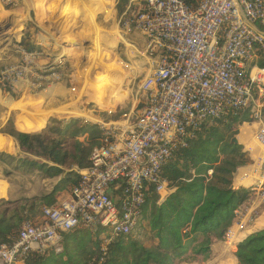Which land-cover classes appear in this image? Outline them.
<instances>
[{
  "label": "built area",
  "instance_id": "obj_1",
  "mask_svg": "<svg viewBox=\"0 0 264 264\" xmlns=\"http://www.w3.org/2000/svg\"><path fill=\"white\" fill-rule=\"evenodd\" d=\"M124 11L130 14H122L123 28L141 35L149 67L141 108L98 124L100 145L87 167H75L70 195L0 244V264H25L31 251L73 229L105 227L108 240L130 233L147 191L152 187L159 200L170 192L161 168L194 130L250 105L253 122L260 120L254 109L264 95V66L246 64L264 60V34L248 24L264 26V0H127ZM47 71L55 77L53 67ZM255 139L261 154L250 188L264 198V123Z\"/></svg>",
  "mask_w": 264,
  "mask_h": 264
},
{
  "label": "trees",
  "instance_id": "obj_2",
  "mask_svg": "<svg viewBox=\"0 0 264 264\" xmlns=\"http://www.w3.org/2000/svg\"><path fill=\"white\" fill-rule=\"evenodd\" d=\"M258 27L264 31L263 25ZM251 108L231 109L186 138V145L177 148L161 168L170 192L159 200L152 187L147 191L130 233L108 240L105 227L62 232L56 244L31 251L25 264H175L182 258L206 259L214 240L227 239L235 211L253 192L250 187L230 188L236 170L251 163L242 145L230 143L239 126L253 122ZM78 122L56 120V126L37 134L31 125L19 127L22 131L2 129L21 152L19 158L0 153L1 164H17L13 171H3L4 175L59 177L55 188L75 177L68 188L71 192L78 174L70 169L87 167L101 139L97 125L78 127ZM55 188L39 197L0 198V244L11 243L23 222L35 221L43 207L57 203ZM234 255L238 264H264V229L238 242Z\"/></svg>",
  "mask_w": 264,
  "mask_h": 264
},
{
  "label": "rangeland",
  "instance_id": "obj_3",
  "mask_svg": "<svg viewBox=\"0 0 264 264\" xmlns=\"http://www.w3.org/2000/svg\"><path fill=\"white\" fill-rule=\"evenodd\" d=\"M126 4L127 0H0L3 19L10 23L0 35L2 120L10 118L18 129L34 126L32 133L37 134L56 126V120L77 119L78 127L84 123L98 127L101 121L108 122L121 114L134 115L140 110V85L149 67L141 35L123 28L121 16L124 12L130 14L124 11ZM72 27L80 31L79 36L70 35ZM61 42L64 46H60ZM49 67H53L55 77L48 73ZM58 108L77 110L79 115H44ZM8 127L12 125L3 129ZM75 167L70 170L77 173ZM8 170L14 168L0 163V192L4 195L8 185L14 186L16 192L44 193L59 181V177L42 180L37 175H4L3 171ZM74 179L61 183L54 193L66 191ZM30 196L32 193H22L20 197ZM108 230L105 228L104 234ZM233 235L231 231L230 243L227 242L231 256Z\"/></svg>",
  "mask_w": 264,
  "mask_h": 264
},
{
  "label": "crops",
  "instance_id": "obj_4",
  "mask_svg": "<svg viewBox=\"0 0 264 264\" xmlns=\"http://www.w3.org/2000/svg\"><path fill=\"white\" fill-rule=\"evenodd\" d=\"M79 32L80 31H77V32L72 31L70 32V35L75 34L79 36ZM261 62L264 63V60L261 57H259L255 59L254 61L247 63L246 64L247 69H249L250 67L254 65L261 67L262 66ZM255 101H256V108L254 110H258L260 112V120L257 122L243 123L241 126L238 127V133L236 134L239 144L242 145L243 151H245L248 154L251 160V163L245 166L239 167L236 170V172L233 175V179H232V184H234L235 187L237 186L251 187L252 184L257 182V178H258L254 171L258 165L259 157L261 154V147L259 146V144L257 143L255 139V134H256V131L259 125L261 123H264V95L261 96L260 98L256 97ZM58 109L59 110L56 109L55 111L56 112L58 111L57 113L61 112L62 114H72L73 112L77 111V110H74L72 112H67L63 109H60V108ZM50 111H54V110H50ZM49 113L46 112L44 115H47V114L51 115ZM10 124L16 130H20L17 128L15 122L11 123L10 118L3 121L2 115L0 114V130H2L5 126H10ZM0 153H5V154H8L14 157H18V158L21 157V152L19 150V147L15 139L1 132H0ZM4 166L8 168L7 165L4 164ZM11 166L14 168L17 166V164L12 163ZM24 178H27V177H24ZM41 179L44 180V178H41ZM54 188L55 186L52 187L51 190H48L44 193H35L36 192L35 190H33V192H30V191L25 192L21 190L19 192L18 191L16 192V190L14 189V186L8 185V187L5 188L4 190L5 195L3 194L4 196L0 198L10 200L8 199L10 198L9 196L11 195L21 196L22 193H32L34 194L32 195L33 197L34 196L39 197L41 195L50 193ZM55 195L57 196L56 200L58 202L61 199L67 198L70 195V191L69 189H67L66 191H63ZM20 196L18 198H21ZM41 219L42 217L39 214L35 218V221H40ZM249 222H252V223L248 225ZM263 229H264V199L259 197L258 192L253 191L250 198L247 199L235 211L234 222L229 228V231L234 232V235H233L234 237H232V243L234 244V247L231 248L232 256L228 254L230 251V248H229V245L227 244L228 242V235H227L226 240H214L210 244V251L206 259L201 258V257H198V259L196 260H188V258L187 259L182 258L178 260L175 264H209V263L210 264H238L237 259L234 255L235 245L237 244L236 241L240 242L243 239H245L247 236L253 233H256L260 230H263Z\"/></svg>",
  "mask_w": 264,
  "mask_h": 264
},
{
  "label": "water",
  "instance_id": "obj_5",
  "mask_svg": "<svg viewBox=\"0 0 264 264\" xmlns=\"http://www.w3.org/2000/svg\"><path fill=\"white\" fill-rule=\"evenodd\" d=\"M9 24H10V23H9L8 19H3V20L0 22V35H2L6 30H8L7 27L9 26ZM248 24H249L250 27H252V28L255 29L256 31H258V32H260V33H262V34H264V32L260 31V30L256 27V25H254V24H252V23H250V22H248ZM64 44H65V43L61 42L60 46H64ZM230 143H231V144H239V142H238V138H237L236 135H234V136L231 138ZM230 188H231V189H234V188H235V185L232 184V185L230 186Z\"/></svg>",
  "mask_w": 264,
  "mask_h": 264
},
{
  "label": "bare ground",
  "instance_id": "obj_6",
  "mask_svg": "<svg viewBox=\"0 0 264 264\" xmlns=\"http://www.w3.org/2000/svg\"><path fill=\"white\" fill-rule=\"evenodd\" d=\"M75 8V7H74ZM59 10V9H58ZM3 15H4V9H0V19H3ZM67 16V15H66ZM14 22V21H13ZM74 27H72V29H70V32L74 31ZM75 32V31H74ZM73 35V34H72ZM75 44V43H74ZM73 44V45H74ZM58 112V111H57ZM56 111H51L49 114H51L53 117H56V118H62V117H67V116H71V115H79L78 112H73L72 114H62L61 112L60 113H57ZM29 118H32V120H38V119H41V116L39 117H33V116H29ZM33 195V194H32ZM229 260V259H228ZM231 261V260H230Z\"/></svg>",
  "mask_w": 264,
  "mask_h": 264
}]
</instances>
